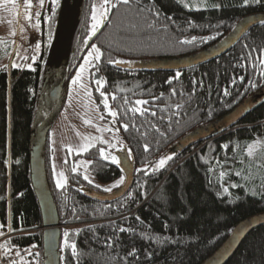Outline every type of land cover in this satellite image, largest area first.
I'll return each instance as SVG.
<instances>
[{
	"label": "trees",
	"instance_id": "16d2710c",
	"mask_svg": "<svg viewBox=\"0 0 264 264\" xmlns=\"http://www.w3.org/2000/svg\"><path fill=\"white\" fill-rule=\"evenodd\" d=\"M94 1L84 0L65 88L91 44H96L102 56L98 71L96 62L90 67L93 93L103 112L95 79L103 77L101 91L117 96L116 101L111 95L108 100L110 108L118 110L114 122L134 163V181L125 195L109 203L93 200L85 193L87 189L106 192L85 180L81 172H67V182L58 188L47 136L46 172L61 225L60 264H201L220 248L239 222L264 213V180H255L257 186H253L254 181L249 180L252 185L241 182L247 163L252 162L247 145L264 140V100L209 138L179 142L192 133L201 137L208 126L215 127L264 88V76L260 74L264 64L259 63L264 58L260 52L264 48V25L257 23L225 53L197 65L177 64L179 69L146 71L133 68L132 63L181 59L215 47L243 18L264 14V4L214 0L221 6L192 9L179 0H140L145 11L139 12L136 0H132L128 6L118 5L109 11L103 30L81 55L93 23ZM59 3L51 5L45 0L36 32V43L41 46L32 67L0 64V225L3 231L11 229L13 246L33 244L40 255L42 221L30 179L29 138ZM153 3L160 11L158 18L147 11ZM153 19L155 26L148 28L147 23ZM193 37L192 43H180ZM110 59L128 62L132 67L118 68L108 63ZM177 72L179 78L168 83ZM124 97L133 102L148 100L149 104L142 107L149 111L143 115L127 111L133 104L123 105ZM177 104L181 107L176 108ZM123 123L130 125L127 131L121 127ZM169 155L172 159L155 170L161 157ZM82 156L90 162L88 175L99 184L110 186L123 176L119 166L99 155V146ZM65 231L69 232L67 247ZM153 237L163 242L157 243ZM72 243L76 244L77 257L72 255ZM133 249L135 255L129 256ZM225 264H264V225L253 229Z\"/></svg>",
	"mask_w": 264,
	"mask_h": 264
},
{
	"label": "water",
	"instance_id": "95a60500",
	"mask_svg": "<svg viewBox=\"0 0 264 264\" xmlns=\"http://www.w3.org/2000/svg\"><path fill=\"white\" fill-rule=\"evenodd\" d=\"M84 0H60L55 26L45 58L41 84L36 101V109L31 123L29 138V168L30 179L34 194L37 198L42 221V264H60V222L56 204L51 192L45 163L46 140L50 129L61 112L66 93L65 79L73 38L80 21ZM264 19V14L250 15L236 24L232 32L215 47L201 51L197 55L181 59H152L139 61L133 68L146 71L179 69L177 64L184 67L197 65L215 59L234 46L252 26ZM107 19L100 24L95 35L91 36L83 52L103 30ZM125 68V63L115 64ZM264 100V88L255 95L244 100L229 115L225 116L214 126H208L202 136L192 133L179 143L191 142L192 137L198 140L209 138L218 129L226 128L239 120L247 111L254 109ZM219 125L216 127V125ZM200 132V131H199ZM184 145V144H183ZM119 163L124 176V183L111 192L100 193L85 189V193L93 200L109 203L125 195L134 181L135 166L125 148L119 152ZM264 225V213L252 215L239 222L231 231L220 248L201 264H225L235 253L244 238L255 228Z\"/></svg>",
	"mask_w": 264,
	"mask_h": 264
},
{
	"label": "rangeland",
	"instance_id": "374dc122",
	"mask_svg": "<svg viewBox=\"0 0 264 264\" xmlns=\"http://www.w3.org/2000/svg\"><path fill=\"white\" fill-rule=\"evenodd\" d=\"M17 1L18 0H16L14 4H0V41H3V43H0V60H2L4 65L8 66L10 64V59L7 54V46L10 44L12 47V63L15 62L20 68H29L27 65H33L34 61L31 57L36 55L37 51L35 46L31 47V49H24L22 45L23 42L26 41L27 37L33 33L32 31H36L39 28L31 21L25 19V17L29 14V10L26 9L25 6L22 13L19 14ZM185 2H187L189 4V8L192 9L212 8L213 4H217L214 0H207V7H203L193 6V3L199 5L200 0H185ZM94 3L98 6L101 3V0H95ZM18 21L20 24L19 29L17 28ZM13 32L15 35H12ZM17 53H19V55H17ZM25 56L28 57L27 60L21 59V57ZM81 63H83V59ZM90 67L91 65H89L83 73L82 81L88 86L92 96L90 98L87 97L83 89L77 85L72 86V96L71 98L69 97V87L71 85L72 78L76 75L79 68L78 66L70 78L69 85H66V93L61 112L48 134L50 163L55 182L59 178V173L63 172L66 176L67 172L71 171L74 166L77 168L76 172H81L83 176H89L86 170L87 166L85 167L88 160L82 156L86 151H79V146L86 143L85 137H101L106 143L92 141V144L94 145L93 147L99 146V149L104 148L105 155L109 157V160H111V155L118 157V151H122L124 148V143L121 140L118 131H115L116 125L113 118L106 110L103 112V110L100 109V104L93 93L90 78ZM101 115H103L104 119H100ZM86 119H90L92 123L85 124L84 120ZM97 127L112 128L114 131L98 132ZM112 145H115V147H112ZM69 146L73 148L71 153L68 151ZM93 147H90L88 150ZM250 159L252 162L250 161L249 164L247 163L244 174L245 179L247 178L248 180L241 179V182L246 185L254 181L253 186H255V180H264V152L260 150V146L257 147L256 155L254 157H250ZM65 161H67V163H65ZM89 178L91 179L90 176ZM92 183L94 185H100L101 188L109 186L106 184H99L93 180ZM250 191L253 194L258 195V192H254L253 189H250ZM0 232L4 233L2 228H0ZM3 237L4 235L0 236V244H4L6 241L3 240ZM4 252L5 249L0 248V253Z\"/></svg>",
	"mask_w": 264,
	"mask_h": 264
},
{
	"label": "snow or ice",
	"instance_id": "6c2138e0",
	"mask_svg": "<svg viewBox=\"0 0 264 264\" xmlns=\"http://www.w3.org/2000/svg\"><path fill=\"white\" fill-rule=\"evenodd\" d=\"M15 2H16V0H0V4H8V3H13L14 4ZM37 2L39 3L41 9H43V6L45 4V0H37ZM57 2H58V0H49V3L51 5H55ZM179 2L183 3L185 7H189V4L187 2H185V0H179ZM131 3H132V0H101V3L98 6L94 3L92 5V10H91V20L93 21V23L91 25V30L88 33V35L85 37L83 43L85 45L88 44L89 40L91 39V36L96 34V32H97L100 24L102 23V21L107 18L109 11H111L114 8H116L118 5L128 6ZM242 3H243V5H249V4H252V3L264 4V0H242ZM136 4H137V10L139 12L145 11V9L142 6H140V0H136ZM24 5H25V8L29 10V14L25 17V19L28 20V21H31L32 20V14L30 12V9L32 7H34L33 0H24ZM193 6L207 7V0H200L199 5H196L195 3H193ZM220 6L221 5H219V4H213L212 5V7H217V8L220 7ZM53 11H54V8H53ZM147 11L150 12L154 18H158L160 16V11H159V9L155 8L154 3H153L152 7H149L147 9ZM35 16L37 18L35 26L39 27L40 26V22H41L40 19H39V17L41 16V11H37L35 13ZM46 19H47V17H46ZM167 19L171 20L172 17H167ZM155 23H156V19H153V20H151L150 22L147 23V27L148 28H153L155 26ZM192 23H193L192 21H189V26H192ZM259 23L264 25V19L260 20ZM131 27L135 28L136 26L132 25ZM164 27L166 28L167 26L165 25ZM12 35H15V33L13 32ZM210 38L211 37H206L205 39H210ZM194 40H195V37H193L191 40H187V39L181 40L180 43H192ZM0 43H3V41H0ZM40 46H41L40 42H37L36 45H35V48L38 50L40 48ZM252 51L254 52V51H256V49H253ZM260 52H261V56L264 57V48L260 49ZM17 55H19V53H17ZM101 56H102V52H101L100 48L94 43L91 44V48H90V50H88L87 55H85L83 57V63H81L79 65V68H78V70L76 72V75L72 78L71 85L69 87V97L70 98L72 96V90H73L72 86H77V85L81 89H83V91H84V93H85V95L87 97L90 98L92 96V93L89 90L88 86L83 83L82 76H83V73L85 72L86 68L89 65H92L94 62H96L95 66L97 68V71L99 70L98 62L101 60ZM21 59L27 60L28 57H26V56L25 57H21ZM31 59L33 61H35V59H36L35 55H33L31 57ZM249 59H251V57H249ZM108 63H110V64H121V63H128V62L110 59L108 61ZM259 63L260 64H264V58H261L259 60ZM27 66L29 68L32 67L31 64H29ZM12 67L16 68V67H18V65L15 62H13L12 63ZM260 74H261V76H264V71H262ZM179 76H180V73L177 72L176 77L170 78L168 83H171V79H178ZM240 79L243 80L244 77H240ZM94 82L97 85L96 92H98L100 94V96L102 97L100 103L103 105V108L108 112V114L113 118L114 121L117 120V118H118V110L110 108V104H109V100H108L109 95H111V99L113 101L117 100V96L115 94L105 93V92L101 91V89H102V87L104 85V82H105L103 77H97ZM249 83L251 84L252 82L250 81ZM252 86L255 87L254 84ZM29 91H31V89ZM172 94L173 95L176 94L175 89H172ZM225 94L226 95L228 94L227 91L225 92ZM153 99H156V98H153ZM122 103H123V105H128L130 103L133 104V107H129L126 110L130 111V112L138 113L140 115H143L145 112L149 111V109L142 107L144 105L149 104L148 100L137 99V100H135L133 102V101H129V99L127 97H124L122 99ZM175 107L176 108H180L181 105L177 104V105H175ZM123 110H124L123 108L120 109V111H123ZM151 114L153 116L156 115L155 112H152ZM100 119H104L103 115L100 116ZM84 123L85 124H91L92 121L90 119H86V120H84ZM121 127L125 131H127L129 129L130 125L128 123H123V124H121ZM131 127H135V124H132ZM152 127L155 128L156 126L152 125ZM97 131L98 132L114 131V129L97 127ZM115 131H119V129H115ZM157 131H159V129H157ZM85 141H86V143H84V144L79 146V151H88V149L90 147L94 146L92 144V141H100L101 143H106L105 141L102 140L101 137H85ZM258 146H260V150L262 152H264V141H261V140L257 139V140H255L252 143H249L247 145V156L248 157H254L256 155ZM112 147H115V145H112ZM224 147H227V146L225 145ZM147 150H148V147H147V145H145V151H147ZM68 151H69V153H71L73 151V148L71 146H69ZM99 151H100L101 157H104L105 159L109 158L108 156L105 155V149L104 148H100ZM129 157H130V153H129ZM110 159H111V162L113 164H118L119 163V159L115 155H111ZM171 159H172L171 155L161 157V159L154 165L155 170H159V169L163 168L165 166V164L167 163V161H169ZM17 163H19V161H17ZM65 163H67V161H65ZM87 163H90V162H87ZM86 166H87V164H85V167ZM71 171H72V173H76L77 168L74 166V167H72ZM137 171L138 172L139 171H143V169H137ZM145 174H147V173H145ZM237 174H239V173H237ZM58 175H59V178L56 181L57 187L58 188H62V187H64L65 183L67 182V177L64 175L63 172L59 173ZM220 175H221V177H223L224 173L221 172ZM83 178L85 180H87L89 183H92V180L89 178V176L85 175ZM122 183H124V177L123 176H121V178L119 180H117L115 183L111 184L108 187L103 188V191L111 192L113 188L118 187ZM95 186L97 188L101 187L100 185H95ZM233 187H235V185H233ZM223 190H224V192L228 191L227 188H224ZM129 197H131V194H129ZM73 211H75V209H73ZM137 219H139V217H137ZM2 227H3V225H0V228H2ZM9 230L11 231V229H9ZM77 231H79V230H77ZM120 231H125V229L121 228ZM3 235H4V233L0 232V236H3ZM63 235L65 237L64 244L67 247V246H69V241H68L69 232L65 231ZM152 239H155L157 241V243H162L163 242V241H161V239L159 237H153ZM164 239L166 240L167 238H164ZM9 243H10V241H5L4 244H0V248H4L5 249V254H4L5 258H8V253L11 252V248L8 247ZM110 246L111 245L109 244V247ZM70 247H71V251H72L73 257H77L78 256V251H77L76 244L72 243L70 245ZM135 252H136V250L133 249L131 252L128 253V255L129 256L135 255ZM27 254L28 255H33V253H31L30 251H28ZM15 255L17 257H20L21 264H25L24 258L21 256L19 251H17L15 253ZM35 255H39V254L36 253ZM9 264H17V261L14 260V259H9Z\"/></svg>",
	"mask_w": 264,
	"mask_h": 264
},
{
	"label": "built area",
	"instance_id": "2783aa9c",
	"mask_svg": "<svg viewBox=\"0 0 264 264\" xmlns=\"http://www.w3.org/2000/svg\"><path fill=\"white\" fill-rule=\"evenodd\" d=\"M17 3H18L19 14H21L25 6L24 0H18ZM33 4H34V7L30 9V12L32 14L31 22L33 24H36L37 18L35 16V13L37 11H41V9H40V5L37 2V0H33ZM10 236H11V232L8 230V232L4 234L3 240L4 239L9 240ZM8 247L11 248V252L8 253V258H5V255H4L5 252L0 253V264H9V259H14L17 261V264H21L20 257H17L15 255L17 251H19L21 256L24 258L25 264H42V256L40 255L38 248L35 245L32 244V245L24 246V247H16V246H13L11 243H9ZM28 251L33 253V255H28L27 254ZM36 253H38L39 255H35Z\"/></svg>",
	"mask_w": 264,
	"mask_h": 264
},
{
	"label": "crops",
	"instance_id": "0c3cea01",
	"mask_svg": "<svg viewBox=\"0 0 264 264\" xmlns=\"http://www.w3.org/2000/svg\"><path fill=\"white\" fill-rule=\"evenodd\" d=\"M35 25V24H34ZM18 28V27H17ZM19 29V28H18ZM33 33H31V35H29L28 37H27V39H26V41L25 42H23V48L24 49H31V47H34L35 45H36V32H37V30L36 31H32ZM8 41V40H7ZM35 41V42H34ZM36 51H38L37 49H36ZM35 51V52H36ZM7 54H8V57H9V59H10V62L9 63H12V47L10 46V44L7 46ZM0 64H4L3 62H2V60H0Z\"/></svg>",
	"mask_w": 264,
	"mask_h": 264
},
{
	"label": "flooded vegetation",
	"instance_id": "af4514ba",
	"mask_svg": "<svg viewBox=\"0 0 264 264\" xmlns=\"http://www.w3.org/2000/svg\"><path fill=\"white\" fill-rule=\"evenodd\" d=\"M134 63H135V62L132 63V66H133ZM125 65H126L125 67H128V68H131V67H132L131 65H127L126 63H125ZM70 78H71V77L68 78V81H67V83H66L67 86L69 85ZM119 152H120V151H118V156L120 157ZM118 159H119V158H118ZM105 160H107L109 163H112L111 160H109V159H105ZM112 164H113V163H112ZM123 177H124V176H123ZM119 186H120V185H119ZM119 186H118V187H119ZM116 188H117V187H116Z\"/></svg>",
	"mask_w": 264,
	"mask_h": 264
}]
</instances>
